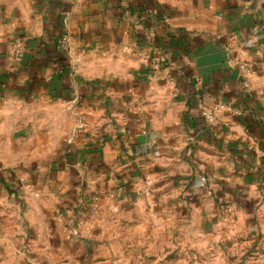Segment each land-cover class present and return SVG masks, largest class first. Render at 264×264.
Here are the masks:
<instances>
[{
    "label": "crops",
    "instance_id": "crops-1",
    "mask_svg": "<svg viewBox=\"0 0 264 264\" xmlns=\"http://www.w3.org/2000/svg\"><path fill=\"white\" fill-rule=\"evenodd\" d=\"M262 207L264 0H0V264H102L112 209Z\"/></svg>",
    "mask_w": 264,
    "mask_h": 264
},
{
    "label": "rangeland",
    "instance_id": "rangeland-1",
    "mask_svg": "<svg viewBox=\"0 0 264 264\" xmlns=\"http://www.w3.org/2000/svg\"><path fill=\"white\" fill-rule=\"evenodd\" d=\"M102 264H264V207L255 219L194 221L112 209Z\"/></svg>",
    "mask_w": 264,
    "mask_h": 264
},
{
    "label": "built area",
    "instance_id": "built-area-1",
    "mask_svg": "<svg viewBox=\"0 0 264 264\" xmlns=\"http://www.w3.org/2000/svg\"><path fill=\"white\" fill-rule=\"evenodd\" d=\"M65 46V39L62 42ZM223 107H213L212 109H204L201 113V117L207 125H214L217 123V115L219 110Z\"/></svg>",
    "mask_w": 264,
    "mask_h": 264
}]
</instances>
